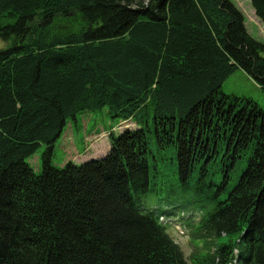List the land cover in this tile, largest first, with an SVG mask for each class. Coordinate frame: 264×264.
Here are the masks:
<instances>
[{
  "label": "trees",
  "instance_id": "obj_1",
  "mask_svg": "<svg viewBox=\"0 0 264 264\" xmlns=\"http://www.w3.org/2000/svg\"><path fill=\"white\" fill-rule=\"evenodd\" d=\"M263 54L231 0H0V264H187L172 225L195 264H264V109L221 90L264 91ZM103 108L135 127L52 166Z\"/></svg>",
  "mask_w": 264,
  "mask_h": 264
},
{
  "label": "rangeland",
  "instance_id": "obj_2",
  "mask_svg": "<svg viewBox=\"0 0 264 264\" xmlns=\"http://www.w3.org/2000/svg\"><path fill=\"white\" fill-rule=\"evenodd\" d=\"M231 1L241 12L247 33L253 39L264 42V24L255 16L249 0ZM221 90L227 95L252 99L264 109V91L240 69L225 80ZM128 127L135 126L132 122L123 123L117 118H111L106 108L78 114L75 120L67 121L61 135L54 142L50 163L60 168L68 161L80 163L84 159L99 156L109 146L108 133H117ZM44 150L45 146H41L26 160L36 172L41 168L40 157ZM167 233L180 247L187 264H195L194 257L198 259L200 255H204L202 241L190 239L186 229L172 225Z\"/></svg>",
  "mask_w": 264,
  "mask_h": 264
}]
</instances>
